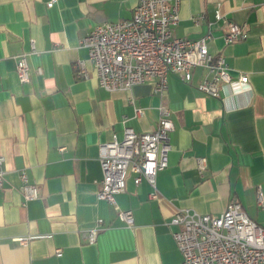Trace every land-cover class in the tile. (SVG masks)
<instances>
[{"label": "crops", "instance_id": "0c3cea01", "mask_svg": "<svg viewBox=\"0 0 264 264\" xmlns=\"http://www.w3.org/2000/svg\"><path fill=\"white\" fill-rule=\"evenodd\" d=\"M47 1L0 0V264H180L171 216L180 208L219 214L233 198L264 226V0H180L172 34L208 35V50L225 57L230 74L248 76L249 91L225 87L222 98L197 89L205 67L190 81L169 73L162 94L153 80L105 89L81 38L97 23L129 17L138 0ZM227 20L247 36L225 43ZM22 52L30 73L24 83L15 70ZM80 60L84 77L75 75ZM160 105L169 108L173 127L157 195L150 197V184L136 183L129 168L114 202L98 199L99 144L122 137L123 119L135 131L153 130ZM20 171L39 187L25 204ZM119 209L132 210V227ZM97 219L96 240L88 243L82 232ZM35 233L50 236L17 240Z\"/></svg>", "mask_w": 264, "mask_h": 264}, {"label": "built area", "instance_id": "2783aa9c", "mask_svg": "<svg viewBox=\"0 0 264 264\" xmlns=\"http://www.w3.org/2000/svg\"><path fill=\"white\" fill-rule=\"evenodd\" d=\"M54 1L48 0L47 5L51 6ZM179 3L180 0H138L129 17L97 23L81 38L100 86L112 91L153 80L154 91L162 94L169 73L190 81L195 68L205 67L206 75L196 84L202 93L222 98L225 87L234 94L250 90L247 75L233 77L225 57L208 50V35L188 38L172 34L179 20ZM214 16L222 18L218 8ZM226 22L225 43L247 36L239 23ZM31 48H34L33 39ZM15 70L21 83L29 81L26 52L16 55ZM75 75L86 76L83 60L76 63ZM141 113L142 109L134 106V115ZM122 123L120 139L113 135L99 144L102 176L97 198L114 202V195L125 187L129 168L135 172L136 183L146 179L152 188L149 196L154 197L157 195L156 175L168 164L169 132L173 127L170 110L165 105L159 106L156 125L151 131H135L126 124V119ZM204 160V157L198 158L199 169L203 168ZM3 164L4 156L0 152V188L4 184ZM19 177L22 204H25L38 197L39 187L29 181L24 171L19 172ZM262 201L264 198L259 192L260 205ZM117 214L128 227L134 225L131 209H119ZM168 223L176 226L172 235L182 255L180 264H264V226L251 219L237 199H230L219 214L180 208ZM100 224L101 219H97L93 227L82 232L86 242H95ZM49 236L35 233L17 240L26 243L32 238ZM56 254L60 255L61 249L57 248Z\"/></svg>", "mask_w": 264, "mask_h": 264}]
</instances>
